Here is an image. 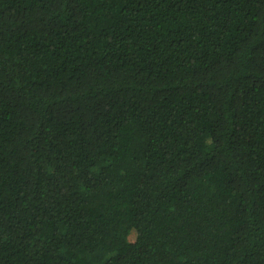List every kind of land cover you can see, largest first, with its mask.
Segmentation results:
<instances>
[{
    "label": "trees",
    "instance_id": "1",
    "mask_svg": "<svg viewBox=\"0 0 264 264\" xmlns=\"http://www.w3.org/2000/svg\"><path fill=\"white\" fill-rule=\"evenodd\" d=\"M0 264H264V0H0Z\"/></svg>",
    "mask_w": 264,
    "mask_h": 264
},
{
    "label": "rangeland",
    "instance_id": "2",
    "mask_svg": "<svg viewBox=\"0 0 264 264\" xmlns=\"http://www.w3.org/2000/svg\"><path fill=\"white\" fill-rule=\"evenodd\" d=\"M135 238V231H132L129 235V240L133 241Z\"/></svg>",
    "mask_w": 264,
    "mask_h": 264
}]
</instances>
